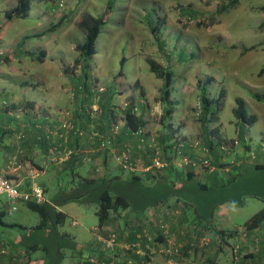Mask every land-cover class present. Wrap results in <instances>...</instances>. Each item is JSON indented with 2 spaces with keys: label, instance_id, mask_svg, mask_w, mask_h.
<instances>
[{
  "label": "rangeland",
  "instance_id": "374dc122",
  "mask_svg": "<svg viewBox=\"0 0 264 264\" xmlns=\"http://www.w3.org/2000/svg\"><path fill=\"white\" fill-rule=\"evenodd\" d=\"M108 1L110 2L107 8ZM15 3L16 0H0V97L6 100V104L1 105L0 109L10 108L9 94L11 95L12 91L18 92L21 86L26 85L61 99L62 103L60 102L59 106L53 105L52 102L46 103L50 106L44 118H49L52 122V127L49 128L52 130L49 133L50 143L63 141L55 134L58 120L63 118L78 125L84 131L83 136L79 138L80 142L68 135L69 141L58 147L57 155H63L66 147L74 145L79 148L74 154L77 157L76 165H80L81 168L87 165L88 171L96 176L104 173L103 148L100 149L97 139L90 137L91 131H97L103 136L106 143L104 148H111L112 143H115L109 167L114 168L115 172L122 170L126 174L128 171L121 168L120 162V155L124 150H128L127 154L135 173L144 172L145 166L151 162L152 151L147 142L155 144L161 157H167L170 152L162 150L166 143L159 141L158 143L155 139L162 132L173 133L170 142L199 141L200 146L206 148L203 155L209 159L210 165L206 167L198 163L193 170L195 178L209 181L211 184L213 180H208L207 175L216 172L217 168L219 173H216L218 178L216 182L219 184L214 192L216 198L227 197V194L230 195V189H233L232 193L236 197L241 195L240 191L248 193L243 196V203L240 205L228 202L225 206L213 208L215 211L212 215L213 224L220 225L219 228L237 229L240 232L236 245L227 247L228 249H225L227 253L217 259L218 238L211 240L212 236L206 226H193L195 223L191 219L193 217L191 208L186 206L184 209L174 198H171L168 204L148 210L150 223L164 230L165 222L170 223L185 217L191 221L182 224L186 230L193 232L192 235L197 238V242L188 246L163 244L171 251L170 257L174 261L182 260L181 256L186 252L187 255L184 257L186 260L182 261H194L199 257L202 264L213 262L224 264L227 261H231L229 264L233 262L240 264L242 260L248 262L249 255L254 254L251 251V239L255 241L257 239L259 242L264 235V219L260 229L246 230L244 227L247 220L264 208V198L250 194L264 196V171H249L238 176L234 171L237 179L228 182L230 173L228 169L231 167L225 163L233 161L237 166L235 164L237 159L236 156L233 158L220 152L219 145H229L242 153L243 150H251L256 156L259 155L261 146L264 147V99L254 97V93L264 95V72L259 73L264 67V0H33L26 16L6 20L4 11L13 7ZM222 5H226V9L219 11ZM87 13L94 16L102 15L104 24L95 41V54L90 61L91 68L83 77L82 62L76 64L75 60L79 57L78 45L85 38L79 22ZM59 21L61 23L57 27L48 31L49 27ZM42 32L45 33L37 36ZM41 51H44L43 55H40ZM121 58H124L123 64L120 63ZM151 61L160 68L153 71L150 68ZM165 69H170L174 74L168 100L174 104L172 113L165 120L167 129L162 120V113L168 108V103L162 100ZM83 82L92 92V96L83 88L79 89L78 96L74 94L75 87ZM200 85L211 100H215L222 93L219 108L215 116L209 118L207 124L201 119ZM238 96L244 99L247 111L256 116L250 127L240 130L241 134L247 132L249 135L244 142L249 145L248 149L240 143L237 122L234 121L232 113L235 98ZM104 102L109 108L107 111L109 113L106 114L109 121L106 122L105 130L101 132L100 106ZM129 107L145 121V144H139L138 137L125 129L126 110ZM86 109L93 112L92 117H85L88 114ZM11 111L15 115V112ZM20 111H27V106L21 107ZM36 111L38 112L37 109ZM0 122V128L4 129L2 133L9 134L10 139L17 140L16 135L19 131L25 135L21 140L27 138L29 131L14 132L12 129L8 133L11 127L8 126L9 122L4 120ZM112 126L116 127V131ZM207 139L213 140V150L208 148ZM107 140L110 142L107 143ZM261 142L263 144L260 146ZM50 143L46 156H43V160L49 164L50 171L44 178L48 187L44 193L46 199H50L55 192L54 184L60 179L64 180L62 175L59 176V172L64 168V162H54L49 154ZM118 143L121 145L118 146ZM84 147L92 148L93 153L98 155L87 160L89 156L82 152ZM199 148L196 151H199ZM214 151L221 153L218 154L220 158L215 157L212 153ZM23 158L26 161L24 156ZM171 158L174 160L177 154H172ZM31 164L35 165L33 161ZM218 164L222 165L221 168ZM172 168H152V174L166 176L169 174L168 170L174 169ZM186 168L192 170L189 165ZM37 177L35 182L41 185V178ZM180 181L176 180V183L180 184ZM65 203V218L57 226L56 232L55 230L49 233L44 230L36 232L41 236L40 243L49 249V258L55 254L54 237L57 233L65 240V247L61 248V251L68 253L69 250H73L68 246L69 241H79L83 245L80 249L81 258L87 263L91 256L87 254L88 246L91 245L94 249L101 247V243L94 240L95 232L106 237L110 231H114L118 239L125 235L126 225L122 212L111 217L107 228L100 229L96 204H80L75 201ZM0 205H3L5 211L3 215L5 222L20 223L29 227L40 220L36 211L21 202L11 204L4 193L0 194ZM226 210L227 215L221 216L220 219L217 213ZM73 221L76 223L73 224ZM131 227L132 224H128L126 229ZM127 232L130 234L131 231ZM155 233L156 230L153 234ZM18 234V226L9 227L6 228L3 238H12ZM139 234L149 238L148 227L142 228ZM161 246L153 249L149 257L142 252V256H145L142 257L143 261L152 259L156 263L165 264ZM258 247L260 251V245L256 244V248ZM136 249L134 245L129 252ZM33 252L46 255L45 249L42 248ZM199 253L201 256H197ZM83 254L86 256H82ZM261 259V263L264 264V256H261ZM108 260H114L118 264L125 263L123 257L119 260L110 257ZM134 261L136 262L135 259ZM248 264L257 263L250 261Z\"/></svg>",
  "mask_w": 264,
  "mask_h": 264
},
{
  "label": "trees",
  "instance_id": "16d2710c",
  "mask_svg": "<svg viewBox=\"0 0 264 264\" xmlns=\"http://www.w3.org/2000/svg\"><path fill=\"white\" fill-rule=\"evenodd\" d=\"M32 1L33 0H16V3L13 7L4 11L5 19L12 20L13 18H19V17L26 16V14L28 13L30 9V5ZM109 2L110 1L107 2V8L109 7ZM225 9H226V5H222L219 7V11H223ZM60 23L61 21L52 25L51 27L48 28V31H51L52 29L57 27ZM103 24H104V19L102 15L94 16L88 13L85 14L79 22V26L84 31L85 38H84V41L78 45L79 57L75 60V63L79 64V62H82L81 69H82L83 77L86 76L87 71L91 68L90 61H91L93 54H95V41L99 33L101 32V27L103 26ZM0 29H1V23H0ZM45 32L39 33L37 36H40L41 34H44ZM43 54H44V51H41L40 55H43ZM39 59L41 60L40 56H39ZM123 60L124 58L120 59L121 64H123ZM150 68L153 71H156L160 67H157V65L153 61H151ZM263 72H264V67H262L259 70L260 74ZM173 77H174L173 71H171L170 69L164 70L163 85H162V100L168 103V108H166L165 111L162 113V120L164 122V126L166 127V129L168 128V125L165 123V120L172 113L173 111L172 104H174L173 101L171 100L168 101L171 90H172ZM207 82L208 81L206 80L205 83L207 84ZM202 87L203 86L200 85L201 90H200L199 97L201 99L200 103L202 104L201 119L204 122V124H207L209 118H213L215 116L217 109L219 108L218 104L222 97V93H220L218 98H216L215 100H211L207 97V95L205 94L206 90H204V88L202 89ZM80 88L81 89L83 88L85 91L88 92L89 96H92V92L86 87V84L84 82L82 84H78L77 87H75L76 92L74 94L77 95ZM254 97L256 99H264V95L260 93L259 94L254 93ZM84 99L85 97H83V100ZM100 109H101L100 112H101L102 123L99 126L100 128L99 130L103 132L106 128V122L109 121V118L106 115L107 113H109L107 112L109 108H108V105L105 104L104 102L101 104ZM126 111L127 113H126V119H125V129L130 131L131 134H134L137 137L142 136L145 139L146 138L145 133H144L145 121L143 117L141 115H136L131 107H129ZM232 113H233L235 121L237 123H240L242 125L241 127L244 129H247L248 127H250L253 124V122H255L256 120V116L254 114H250L247 111L244 99L239 96L235 98V106L232 108ZM89 116L91 115L86 114L85 117L89 118ZM75 126L78 127L80 130H82L78 125H75ZM136 132H139V135H137ZM83 134H84V131H83ZM83 134L81 135L75 134V136H73L74 135L73 133L71 132L68 133L67 139L65 141L64 140L61 141L60 147H62L67 140L69 141L70 137H68V135H71L73 139L78 140V143H79V138L83 136ZM48 135L51 138V134H48ZM48 135L45 136L46 140L50 139ZM172 136H173L172 132H169V133L162 132L159 136L155 137L157 142L159 141L161 143H166V146H163L162 150L164 152L166 151H168V153L170 152L167 155V157L164 158V157H161V153L157 149L158 156L162 160L168 162V165L166 166V168L168 167L174 168V169L172 168L173 170H168L169 174H166V176L152 174L153 173L152 168L149 170H143L144 172L135 173L134 169L131 170L130 168L125 167L122 163H121L122 164L121 168L125 171L127 170L128 173L126 174L122 170L119 172H115L114 168L111 169V167H109L113 155L109 153L108 148H103V149L100 148L103 150L102 160L104 164V167H103L104 173L101 176L94 175V176L88 177L83 174V172L80 170V168L77 165L75 166L77 157L74 154L77 152V149L79 150V148L73 145L72 147H74L75 152L74 154H72L70 159L63 161L64 165H67V166L64 167L59 172V176L62 175L64 177V180L60 179L58 180V182H56V188H55L56 193L53 192V195L50 196V199H46L45 197V199L41 202H35V201L22 202L28 208H30L33 211H36L39 214L40 216L39 222L30 227H26L18 223L5 222L3 220V215L5 211L2 209L0 210V226L1 227L18 226L20 228H29L31 230L30 232L34 233L35 235L37 234L36 232H39L42 230L48 233L54 230L56 232L57 226L61 224L65 218V214L62 211L57 210L56 206H60L61 204L68 202V201H75L80 204H88V203L96 204L97 205L96 214L98 217V225H99L98 227L99 228L105 224H108L112 216H116L117 214H120L121 212L124 217L123 222L126 225L127 218L132 215L137 217L136 219L137 221H141L143 219H145L146 221H149L148 219L151 217H149L147 214L148 210L150 209L154 210V208L159 205L168 204L171 198H174L176 202H179L183 205L182 207L184 209L186 208V206L191 208V210L193 211V217L191 219H192V222L195 223L193 226L196 227L198 225H203L211 229L210 230V235L212 236L211 238L213 240L215 239V237L218 238V240H216L217 249L219 250L217 253L218 254L217 259H219L220 257H223V255L227 253L225 249H228L226 245V240L236 239L235 242H237V239H238L237 236L240 235V232L237 229L226 230L224 228H219L215 226L213 223H209L212 218L211 215L213 213V208L219 206L220 204L228 203V202L240 205L243 203V196L245 194L248 195V193H246L245 191H240L241 195L236 197L232 193L234 192L233 189H230L231 190L230 195L227 194V197L216 198L214 192L216 191L215 190L216 186H218L217 184H219L218 182H216L218 178H214L216 176L212 175V179L210 180H213V183L211 184L209 183V181H206V180L200 181L195 178L196 176L193 171L194 166L189 165V167L192 168V170L191 169L187 170L185 166H177L174 163V160L173 158H171V155L174 153L176 154L177 142L169 141L172 138ZM240 136H241L240 143L243 146H245V148L248 149L249 145L244 143L247 140V138H249L248 133L241 134ZM91 138L97 139L98 141L97 144L100 145V139H98V137H91ZM46 140H45V143L47 144ZM138 140H139V137H138ZM109 142L110 141L107 140V143ZM213 143L214 142L212 139H209V140L207 139V144L209 146L208 148L210 150H213ZM151 145H153L152 149L154 150L156 148L155 144L151 143ZM152 149L151 151H152V156H153L154 151ZM181 149L184 153L190 154L189 157L191 159L198 161L197 157H200V155H198V153L196 154L193 149H190L188 144H185L183 147H181ZM232 149H230L229 155L235 153V150L234 149L232 150ZM46 152H48V149H46ZM94 154L98 155L96 153ZM218 154L221 155L220 152L216 154L214 153L215 157H218L219 156ZM225 158L227 157L225 156ZM225 164L228 167H231V169H228V171L232 172L235 166L234 163L228 162ZM85 166L82 168V170L85 168ZM221 166L218 164L219 168H221ZM215 170L217 172L219 171V169L217 168ZM252 171H264V162H257L256 164H254ZM13 174L14 173L9 174L8 178L12 183L16 184L17 183L15 179L16 177ZM235 179H237V176L233 174L229 178H227V181L232 182ZM176 180H181L180 184H177ZM40 187L43 188L44 190L43 193H45V191H47L48 189L45 183H41ZM28 188H25V189H28ZM250 194L252 195L254 194V196L259 197V198L260 197L264 198V196L258 195L257 193H250ZM263 219H264V208L260 209L258 212H256V214L251 219L247 220L244 223V227H246V230L260 229ZM141 229H138V231L136 230L137 232L133 233V237L135 236V234L139 232L141 233ZM157 231L159 233L157 240L164 241L162 234L160 233L163 231V229L158 227ZM235 242L233 241L231 242V244H233L232 245L233 247L236 245ZM54 243H55V248H54L55 254L54 256H51V258L48 257L49 249L47 248V246L40 243L42 246V249L43 250L45 249L46 251L44 264H58V260H57L58 253L57 252L61 250V248L65 247L64 246L65 240L61 235L57 233L54 237ZM192 243H195V242H192ZM36 244L37 242H34V244L32 245L30 244L29 250H32V251L36 250V247H35ZM68 246L71 247L72 249L76 248V244L72 241L71 242L69 241ZM184 257L185 256H181V259L186 260ZM198 258L199 257H196L194 261H199L202 264L201 259H198ZM182 260H178L179 264L182 262ZM189 261L194 262L192 260H189ZM230 262L231 261L229 262L227 261L224 264H229ZM84 264H88V263L84 261ZM174 264H178V263L175 262Z\"/></svg>",
  "mask_w": 264,
  "mask_h": 264
},
{
  "label": "crops",
  "instance_id": "0c3cea01",
  "mask_svg": "<svg viewBox=\"0 0 264 264\" xmlns=\"http://www.w3.org/2000/svg\"><path fill=\"white\" fill-rule=\"evenodd\" d=\"M18 90H19L18 91L19 93L12 91L11 95L9 94L8 96V100L10 102V108L4 109V110L0 109V121L4 120V121L9 122L8 126H11V127L8 130V133L12 131V129L14 132H17L18 130H25L29 132H28V136L26 139L12 140L10 139V137H8L9 134L7 133L3 134L2 132H4L3 131L4 129L0 128V163L4 162L8 154L15 153L17 151L22 152L23 156L26 158V162H30V164H31V161L34 162L35 165H32V164H31L32 166L30 164L25 165L20 171L15 172L13 174L16 177L15 179L17 181V184L19 185L18 187L21 189H25V188H28L30 185L32 186L38 185L35 182V179L37 176L34 178V177H31L30 175L31 167L34 169H37V171L40 174L38 175L37 178H41V183L46 184V182L44 181V178L47 176V174H50V171L48 168L49 164H47L45 160H43V156H46V149H47V145L49 147L48 142L50 143V139L46 140L45 136L48 135L52 131V130H49V128L52 127V122L44 118L46 114V110H48V106H50V105H46V103L51 104L50 102H52L53 105L59 106L60 102L62 103V100L56 98L52 94H48V92H40L38 90H35L32 86L31 87L27 85L25 87L21 86ZM24 106H27V111L25 112L20 111L21 107H24ZM31 109H32V112H30ZM36 109L38 110V112H42V114L38 113ZM11 110L15 112V115H13V112ZM0 125H1V122H0ZM237 126H238L237 131H238L239 137H241L240 130L242 128L241 127L242 125L240 123H237ZM45 140L47 141V144L45 143ZM79 142H80V139H79ZM58 143H61V142H58ZM58 143H55V144H58ZM262 144L263 143L261 142L260 146ZM119 145L121 144L118 143V146ZM111 146L112 147L108 148V150H109V153L113 155V151H114L113 147H116V145L115 143H112ZM82 152H84L86 156H89L87 157V160L91 159V157H95V154L93 153L92 148L88 149L87 147H84ZM214 153L216 154L215 151ZM254 154L253 152H251V150L250 151L243 150V153L240 150H236L234 154H230L229 157L235 158L234 156H236L237 162H235V164L237 166H234L233 171L232 172L230 171L228 176L230 177L231 175H233L234 171L236 172L237 176L242 175L243 173H249V171L252 172V168L254 164H256L257 162H264V147L263 146H261L258 156ZM76 164L77 162H75V166ZM63 166L66 167L67 165H63ZM79 168L85 176H88V177L94 176V174L91 173V171H88L89 168L87 167V165L85 166L83 170L81 167ZM216 173H219V171L218 172L216 171V172H213L207 175L208 180L212 179V177H209L210 175L216 176ZM214 178H217V177H214ZM54 185H55L54 187L56 188V184ZM10 203L14 204L12 202ZM64 204L66 203H63L60 206H56V209L66 214ZM225 205L226 203H223V204H220L218 207L225 206ZM2 207L3 205H0V210L2 209L4 210V208ZM214 212L215 211H213L212 215L214 214ZM217 214H219L220 219H221V216L227 215V210L224 212L217 213ZM136 219L137 217H135L134 215L129 216L127 218L126 227L128 226V224H132V227L131 229L130 228L126 229V227L124 228L125 235H123V237L118 239V245H117L118 247L115 246L117 248L114 247L113 250L107 251V250H103L102 247H100L99 249H94V247L90 245L88 246L87 254L88 255L91 254L90 256L91 258L94 257L98 260L102 258L108 259L110 257H113L116 260H119L122 257L125 259V256H129L132 258L133 261L135 259L137 263H140L144 260L142 259V257H145V256H142L143 253L146 255V257H149L151 254V251L153 249L154 250L158 249L159 245L163 246V244L174 243V244L188 246V244H193L192 242L198 241L197 238L195 239V237H193L192 231L186 230L185 227H183L184 225L182 224V222H184V224L191 223V221L186 217L184 219L181 218L179 220H174L170 223L165 222L166 227L162 232H160L162 234L164 241L157 240L158 234H159L157 231L158 228H157V225L150 223L151 218L148 219L149 221H146L145 219L141 221H137ZM10 223H14V222H10ZM209 223H213V217H212V221H210ZM108 224L101 226L100 229L105 228V227L107 228ZM214 225L217 227H221L218 224L217 225L214 224ZM142 227L143 228L148 227L149 238L148 237L143 238L142 236L139 235L140 232L135 234V236L133 237V233L137 232L138 229H141ZM6 228H9V227L0 226V248L4 249L7 253V256L11 258L10 264H20V261H22L21 262L22 264H44L45 256L43 254L29 250V247H30L29 245L34 244V242H37L35 246L36 250L39 248H42L40 244V239H41L40 235L38 234L35 235L34 233L30 232L31 230L29 228L18 227V230H19L18 235L12 238L10 237L3 238L6 232ZM155 230L157 231V233L153 234ZM208 230L210 231L211 229L208 228ZM127 231H131L130 234ZM98 235L101 237L100 234L98 233L96 234L95 232L94 240H96V243L97 241L99 242ZM262 237L263 239H261V241L259 242L257 241V239H256L257 242L255 241V239L253 240L251 239L252 246L254 245L253 242L260 245V251H259V247L256 248V244L254 245V247H252L249 244L248 246L249 247L251 246V251L254 252V254L249 255V257L247 258L249 259L248 262L252 261L253 263H257V264L261 263L262 261L261 256H264V235ZM235 240L227 239L226 240L227 247L228 248L233 247L232 246L233 244H231V242L232 241L235 242ZM74 243L76 244V248L73 250H69L68 253H64L61 250L57 252L58 253L57 254L58 264H84V259H82L80 255V252H81L80 249L82 248L83 245L79 241H74ZM128 243L135 245V247L137 248L136 251L124 253L123 246ZM4 245L8 247L5 248ZM21 255L22 257H20ZM186 255L187 253L185 252L183 256H186ZM82 256H86V255L83 254ZM198 256H201V254L199 253ZM218 261L219 260H217V262ZM248 262L246 260H242V263L240 264H248ZM233 264H235V262H233Z\"/></svg>",
  "mask_w": 264,
  "mask_h": 264
},
{
  "label": "built area",
  "instance_id": "2783aa9c",
  "mask_svg": "<svg viewBox=\"0 0 264 264\" xmlns=\"http://www.w3.org/2000/svg\"><path fill=\"white\" fill-rule=\"evenodd\" d=\"M6 104V100L0 97V107L1 105ZM87 113L91 115V117L93 116V112L89 111L88 109H86ZM48 118V117H47ZM49 120V118L47 119ZM54 121V119H53ZM112 129L114 131H116V127L112 126ZM57 131H55V134L59 135V137L61 139H63L64 141L67 139V134L68 133H73L75 136V134H83V131L80 130L78 127H76L71 121H68L66 119H60L57 121ZM137 135H139V132H136ZM24 133L22 131H19L16 135L17 140H21V138H24ZM90 137H98V139H100V148H104L105 147V139H103V136L100 135L97 131H91L90 132ZM139 137V143L140 144H145V139L142 136H138ZM236 143V141L234 142ZM148 144V146H150V148L152 149L153 145H151V143H146ZM185 144H188L190 149L195 148V153L198 155H200V157H197L198 161L193 160L189 157L190 154L188 153H184L181 149V147H183ZM61 146V143L55 144L54 142L50 143V148H49V154L52 156V159L54 160V162H62L64 160L70 159L72 154H74L75 149L74 147H66V149L64 150L63 155L58 156V147ZM200 147L199 151H196V149ZM219 149L220 152H223L225 154H229L230 153V149H232L229 145H225V144H220L219 145ZM153 150V149H152ZM206 150V148L201 147L199 141H187V140H180L177 141V158L174 159V163L177 166H187V165H192L194 167L198 166V163L200 165H204L206 167H209L210 165V161L207 157H205L206 155H203V151ZM154 155L151 157V162L149 165L145 166L144 170H149L151 168L153 169H164L166 168V166L168 165L167 161L162 160L159 156H158V150L157 148H155L154 150ZM128 150H124L122 151L121 155H120V162L125 166L130 168L131 170L135 169L133 166H131V162L129 161V156L127 154ZM226 155V156H227ZM225 158V156H224ZM201 162V163H200ZM231 163H233V161H230ZM25 165H28V163H26L25 159L23 158V154L21 151H17L15 153H11L8 154L6 159L4 160V162L0 163V194H6L8 200L12 203H17V202H25V201H35V202H41L45 199L44 193H43V188L40 187L39 185L36 186H32L30 185V187L28 189H21L19 188L18 184H14L12 183L9 178L8 175L11 173H15L20 171ZM31 172L30 175L31 177H36L39 175V172L37 171V169L34 168H30ZM13 209H15V206H13ZM76 221H73V224H75ZM97 230V228L95 229ZM99 236V235H98ZM99 242L101 243V247L103 250H113L115 246L118 245V236L114 231H110L106 237H98ZM134 245L132 244H125L123 246L124 249V253L129 252V250H132ZM161 252L163 253V255L165 256V260L164 263L165 264H174L175 262L177 263L178 261H174L173 258L170 257L171 251L169 250V248H166L165 246H161L160 248ZM10 259L7 256V253L4 249L0 248V264H10ZM88 262L90 264H118L117 262H115L114 260H108V259H96L94 257H90L88 259ZM124 264H160V263H156L153 260H148L146 262L142 261L140 263H137L135 261L132 260L131 257L129 256H125V263ZM180 264H201L199 261H182Z\"/></svg>",
  "mask_w": 264,
  "mask_h": 264
}]
</instances>
